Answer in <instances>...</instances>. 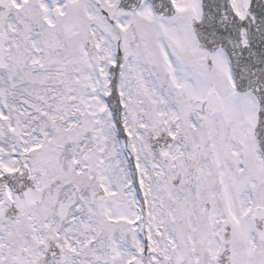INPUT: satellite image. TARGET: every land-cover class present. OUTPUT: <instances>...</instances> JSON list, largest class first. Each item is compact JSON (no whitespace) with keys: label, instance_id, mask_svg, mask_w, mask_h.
Returning a JSON list of instances; mask_svg holds the SVG:
<instances>
[{"label":"snow or ice","instance_id":"snow-or-ice-1","mask_svg":"<svg viewBox=\"0 0 264 264\" xmlns=\"http://www.w3.org/2000/svg\"><path fill=\"white\" fill-rule=\"evenodd\" d=\"M0 264H264V0H0Z\"/></svg>","mask_w":264,"mask_h":264}]
</instances>
